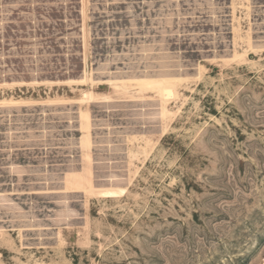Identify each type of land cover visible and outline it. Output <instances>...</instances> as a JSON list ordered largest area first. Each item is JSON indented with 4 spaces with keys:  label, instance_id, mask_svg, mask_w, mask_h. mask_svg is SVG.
Masks as SVG:
<instances>
[{
    "label": "rangeland",
    "instance_id": "1",
    "mask_svg": "<svg viewBox=\"0 0 264 264\" xmlns=\"http://www.w3.org/2000/svg\"><path fill=\"white\" fill-rule=\"evenodd\" d=\"M0 264H264V0H0Z\"/></svg>",
    "mask_w": 264,
    "mask_h": 264
},
{
    "label": "bare ground",
    "instance_id": "2",
    "mask_svg": "<svg viewBox=\"0 0 264 264\" xmlns=\"http://www.w3.org/2000/svg\"><path fill=\"white\" fill-rule=\"evenodd\" d=\"M164 80H167V78L166 79H164ZM168 81V80H167ZM116 87V86H115ZM118 87V86H117ZM120 88V87H119ZM122 88V87H121ZM123 89V88H122ZM127 89V88H126ZM125 91H127V90H125ZM165 93H164V95L165 96H172V94H173V92H172V90L171 89H169V88H167L165 91H164ZM128 94V93H127ZM167 112V109L163 106V109H162V112H161V114L162 115H165V113ZM164 127H165V124H164ZM88 134L87 135H89V132H87ZM86 135V136H87ZM89 142V141H88ZM147 144V143H146ZM100 189V188H99ZM94 190V189H93ZM124 188H120V187H115V186H109V187H104V188H101L100 189V191H99V194L101 195V196H104V197H115V196H118V195H120V194H122L123 192H124Z\"/></svg>",
    "mask_w": 264,
    "mask_h": 264
}]
</instances>
